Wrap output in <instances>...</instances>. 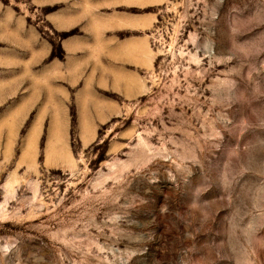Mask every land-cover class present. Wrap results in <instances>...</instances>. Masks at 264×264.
Returning <instances> with one entry per match:
<instances>
[{"label":"rangeland","instance_id":"374dc122","mask_svg":"<svg viewBox=\"0 0 264 264\" xmlns=\"http://www.w3.org/2000/svg\"><path fill=\"white\" fill-rule=\"evenodd\" d=\"M0 264H264V0H0Z\"/></svg>","mask_w":264,"mask_h":264},{"label":"crops","instance_id":"0c3cea01","mask_svg":"<svg viewBox=\"0 0 264 264\" xmlns=\"http://www.w3.org/2000/svg\"><path fill=\"white\" fill-rule=\"evenodd\" d=\"M142 46H143V49L146 51V50H147L146 42H142ZM140 48H141V47H140Z\"/></svg>","mask_w":264,"mask_h":264}]
</instances>
